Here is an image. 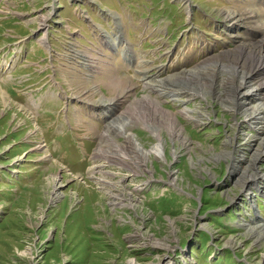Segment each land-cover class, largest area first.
Segmentation results:
<instances>
[{
  "label": "rangeland",
  "instance_id": "rangeland-1",
  "mask_svg": "<svg viewBox=\"0 0 264 264\" xmlns=\"http://www.w3.org/2000/svg\"><path fill=\"white\" fill-rule=\"evenodd\" d=\"M261 27L264 0H0V264H264V238L255 235L264 230V123L245 115L264 105V91L245 96L264 72L245 76L241 62L230 82L220 68L249 51L243 44L260 40ZM5 47L20 60L13 77L4 76ZM64 54L58 69L82 73L58 81L49 63L37 83L48 79L54 98L37 102L33 80L44 72L36 65ZM120 59L123 72L113 76ZM193 71L201 74L188 78ZM144 97L177 116L189 147L165 130L166 162L151 156L146 168L135 159L129 168L117 149L125 137L111 124ZM66 103L68 121L57 125ZM134 124L130 132L153 147L152 130Z\"/></svg>",
  "mask_w": 264,
  "mask_h": 264
},
{
  "label": "bare ground",
  "instance_id": "bare-ground-1",
  "mask_svg": "<svg viewBox=\"0 0 264 264\" xmlns=\"http://www.w3.org/2000/svg\"><path fill=\"white\" fill-rule=\"evenodd\" d=\"M43 21H46V18H43ZM261 29L264 30V27H261ZM261 34H264L263 31H261ZM75 41H77L76 38H71L68 41V43L74 44V43H76ZM42 43L46 44V39H44L42 41ZM243 45L248 46L249 51H247L245 49H241V51H239V53H240L239 59L236 61V63L234 65L222 64L220 66V68H222V71L227 75V78H225L224 81H230L231 82V76L233 75V73L236 74L238 72V70H239L238 66L240 65L241 62H242L241 66H239V67L242 68L246 72L245 76H247L249 74H251V76H253L255 74H260V73L264 72V36H262L261 39L258 40L255 44H253V43L247 44L246 43ZM87 58L88 59L86 61L85 67H90V66L94 65V63H93L94 61H91L89 57H87ZM200 74H201L200 72L193 71V73L190 74L188 78H193V77H196ZM181 77L183 78V76H181ZM188 78H186V79H188ZM245 80H248V79H245ZM144 81H146L145 85H147V86L150 83L155 82V84H157V86L160 87V89H158V91L161 94L169 93V92H167L166 87L164 86L166 84H165V82L163 83V81L162 82L160 80H155V81L149 80L148 81L147 79ZM211 81L213 83L212 90H214V88H215V74L214 73L211 75ZM242 84L245 85V82H243ZM191 89H193L194 92H201L200 88L193 87ZM177 91H179V90H177ZM262 91H264V84L260 85L257 88L256 92L252 91L251 93L245 94V96H248L251 99L252 96L256 95L257 92H262ZM180 93L181 92L176 93V90H174L170 94H171V96L176 97ZM3 99L5 100V97H3ZM253 99H256V98H253ZM175 100H176V98H175ZM118 101H119L118 99H115V100H112L111 102H109V104L118 105ZM143 101L144 102H142V100H141V104H139V106H137L136 109L133 112H131V114L126 113L125 114L126 116H123V114H122L121 118L119 120L117 119V121L115 123L112 122L113 124L110 123L111 126L113 127L112 130L117 129L119 135L122 134L125 137L124 143H127V144H124L121 146V145H117L114 141H113V143L115 145H117V147H118L117 149L124 156V159L123 160L120 159L119 162H122V164H124L126 166L128 165L129 168H130V162L132 163L134 159L136 160V163L138 162L139 165L146 168L148 162L151 159V156H152V158L156 157L162 163L166 162L167 152H165V149L167 147V143H166V141H164V139L161 136V135H163L165 130H167L169 132V135L171 136L172 142H174L176 145L185 146L187 148L189 147V141H188L187 137L184 135L182 129L178 127L177 116L174 114L168 113V111H166V110L164 111L161 108V106H159L158 104H155V101H153L149 97L148 98L144 97ZM249 103H250V101H249ZM182 112H184L185 114H191L190 110H183ZM263 114H264V105H261L260 103L255 105V106H253V104H252L251 109L247 113H245V115H247L246 117H247L248 121H252V119L258 120V118H260L261 120H263L262 122L264 123ZM139 121H141L146 126V128L151 129L152 130L151 132H153L154 135L157 137V143L151 148H147L145 145L140 143L138 141V139L135 137V135H134L135 133L132 130L131 131L134 134H132V132H130L129 127L130 126L134 127V125H135L134 122L139 123ZM150 123H152V124H150ZM144 125H143V127H144ZM259 130H260V132H262V135H264V127L262 128L260 126ZM93 153L96 155H99L98 151H96V150H95V152L93 151ZM93 153H92V155H93ZM101 153H102V151L100 152V154ZM262 153H264V147H263ZM262 153L260 150L257 153H255V155L253 157H262V155H263ZM119 166H121V165H119ZM69 174H73V173L69 172ZM58 177L59 176H56L54 183L57 186V188L59 189V187H61V185H59ZM171 183L176 186L177 181L175 179H173L171 181ZM57 197H58V194H57ZM114 197L115 198H112V199H113V201H116V199H118V197H116V196H114ZM113 204L114 205H116V204L120 205L119 203H116V202ZM256 227H257V225H256ZM259 227L260 226L255 228V235L257 236V239L259 238V240L260 239L262 240V238H264V230L262 228H259ZM253 233H254V231H253ZM130 263L134 264L133 262H130ZM167 264H170V262Z\"/></svg>",
  "mask_w": 264,
  "mask_h": 264
},
{
  "label": "crops",
  "instance_id": "crops-1",
  "mask_svg": "<svg viewBox=\"0 0 264 264\" xmlns=\"http://www.w3.org/2000/svg\"><path fill=\"white\" fill-rule=\"evenodd\" d=\"M29 5H30V3L28 2L27 6H29ZM16 6H18V7H15L16 9L14 11V14H12L11 17H13V18H15L17 20H20L19 17L20 18L22 17L20 15H23V11L21 10L22 8L20 7L21 6L20 4L16 5ZM118 13H122L123 14V18H124V22L128 23L126 18L128 16H130V13H128L127 9L125 7H123L122 11H119ZM130 40L133 41V40H135V38H133V39L130 38ZM58 58L59 59L62 58V60L64 61L65 59H67V55L64 54V55H61V56H57V58H54L53 60H50V61H48V59H46L45 61H42V62L36 61V63L38 62V64L36 65L37 71L38 72H44V73H41V74L36 72L38 74H37L36 78L33 80V81H36V82H33L34 84L32 83L33 85H37V87H36L37 88V92L35 93V95L37 96L36 97L37 102L42 98V96H45L47 94H48L49 98H52V99L54 98V93H53L54 89L52 87H50V83H47L48 79L44 80L42 82H39V83H37V81H39V80H41L43 78H46L47 76H50L51 73H50V67L48 66L49 63L55 64L56 68L58 69V65H57V63L59 62ZM119 62H120L119 63L120 65L123 64L121 59H120ZM61 67H63V72H65L66 74L61 72V70H60ZM61 67H59V69L57 70V73H58L57 77L59 76V80L58 81H62L64 76L68 78V74H71V76L74 77V78L75 77H79V74H80L79 71H77V70L73 71V70H71V67H69V66H61ZM117 73H118V71H117V69H115V70H113L112 74H113V76H118ZM122 82H123V79H121L120 77H116V80L113 81L112 85L115 86L114 87L115 89H119L122 86L121 85ZM59 105H60V103H59ZM60 107L61 106H59L58 108H60ZM58 108H53V112H55ZM42 117L45 118L47 123L51 122L49 119L48 120L46 119L47 116L42 115ZM64 121L67 122L68 120L64 117L63 120L56 122V124L57 125H63Z\"/></svg>",
  "mask_w": 264,
  "mask_h": 264
}]
</instances>
